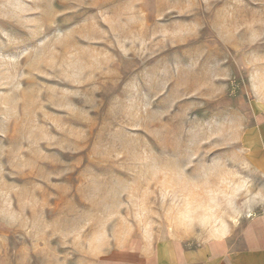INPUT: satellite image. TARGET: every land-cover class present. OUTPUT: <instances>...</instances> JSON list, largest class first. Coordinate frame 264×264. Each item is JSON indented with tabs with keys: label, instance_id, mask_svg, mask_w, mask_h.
Instances as JSON below:
<instances>
[{
	"label": "rangeland",
	"instance_id": "rangeland-1",
	"mask_svg": "<svg viewBox=\"0 0 264 264\" xmlns=\"http://www.w3.org/2000/svg\"><path fill=\"white\" fill-rule=\"evenodd\" d=\"M263 112L264 0H0V264L228 236Z\"/></svg>",
	"mask_w": 264,
	"mask_h": 264
},
{
	"label": "crops",
	"instance_id": "crops-1",
	"mask_svg": "<svg viewBox=\"0 0 264 264\" xmlns=\"http://www.w3.org/2000/svg\"><path fill=\"white\" fill-rule=\"evenodd\" d=\"M246 141L264 172V112L247 129ZM255 200L240 226L228 236L197 246L177 241L134 245L117 252L109 264H264V188Z\"/></svg>",
	"mask_w": 264,
	"mask_h": 264
}]
</instances>
